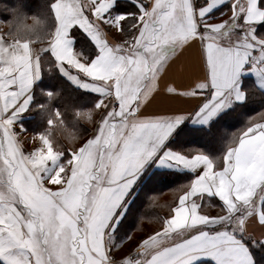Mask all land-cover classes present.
Listing matches in <instances>:
<instances>
[{"label": "snow or ice", "instance_id": "1", "mask_svg": "<svg viewBox=\"0 0 264 264\" xmlns=\"http://www.w3.org/2000/svg\"><path fill=\"white\" fill-rule=\"evenodd\" d=\"M0 264H264V0L0 5Z\"/></svg>", "mask_w": 264, "mask_h": 264}, {"label": "trees", "instance_id": "2", "mask_svg": "<svg viewBox=\"0 0 264 264\" xmlns=\"http://www.w3.org/2000/svg\"><path fill=\"white\" fill-rule=\"evenodd\" d=\"M43 3H44V0H3V5L5 4L13 5V6L15 4L23 5L25 10L29 12L30 14L38 12L41 9ZM201 146L203 147L205 145L202 144ZM208 147H212V145L209 144Z\"/></svg>", "mask_w": 264, "mask_h": 264}, {"label": "crops", "instance_id": "3", "mask_svg": "<svg viewBox=\"0 0 264 264\" xmlns=\"http://www.w3.org/2000/svg\"><path fill=\"white\" fill-rule=\"evenodd\" d=\"M0 5H3V0H0ZM6 30V28H5ZM34 120V117L25 113L21 116L20 119V123L24 124L25 128H28L30 131L32 130V128L30 127V124L32 123V121ZM171 199V193H167L162 197L163 201H167ZM151 227V226H150Z\"/></svg>", "mask_w": 264, "mask_h": 264}, {"label": "rangeland", "instance_id": "4", "mask_svg": "<svg viewBox=\"0 0 264 264\" xmlns=\"http://www.w3.org/2000/svg\"><path fill=\"white\" fill-rule=\"evenodd\" d=\"M151 225L148 224L147 222L145 223V227H150Z\"/></svg>", "mask_w": 264, "mask_h": 264}]
</instances>
